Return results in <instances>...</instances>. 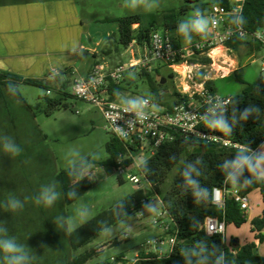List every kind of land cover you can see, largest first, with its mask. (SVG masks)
Returning a JSON list of instances; mask_svg holds the SVG:
<instances>
[{"label": "trees", "instance_id": "obj_1", "mask_svg": "<svg viewBox=\"0 0 264 264\" xmlns=\"http://www.w3.org/2000/svg\"><path fill=\"white\" fill-rule=\"evenodd\" d=\"M219 5L229 8L231 3L220 0ZM205 10V5L197 9L198 13ZM239 23L248 34L264 29V0H245ZM117 24L119 45L123 48L133 42L140 47L147 46L152 31L159 27L154 14L121 18ZM174 27H178L177 21L168 23L165 33L179 48L178 42L169 35V30ZM246 43L250 44V41L235 38L226 46L234 50ZM201 62L206 64L210 60L201 59ZM238 74L239 71L234 72L237 77ZM150 82L160 88L166 85L154 79ZM18 84L43 86V83L0 71V240H12L21 249L17 255L25 256V264H85L89 254L73 258L72 253L142 210L155 195L176 226L178 242L171 255L158 257L142 251L134 264H264V257L255 252L254 243L242 247L232 243L227 245L225 235L209 236L203 227L208 217H217L226 226L237 228L247 222V214L232 199H226L224 209L213 204L214 188L240 187L244 196L259 191L264 203V182L251 156L264 143V76L257 82L246 83L240 94L230 97L231 103L223 113L200 126L205 137L175 132L172 141L163 144L154 155L145 157L140 162L139 172L150 190L137 189L114 208L72 232L66 227L65 209L89 191V179L83 176L88 163L83 161L58 173L53 171L52 160L42 149L46 137L34 123L35 112L22 98ZM204 87L210 93L215 92L209 81ZM122 91L120 83L108 86L112 100H116ZM50 95L46 93L43 98L47 115L67 108L62 98L52 99ZM153 95L152 101L158 106L163 95L155 89ZM173 95L175 100L166 108L168 110L188 100V96L177 91ZM224 141L242 148L225 147ZM8 146L18 149V154L5 151ZM106 150L109 158L101 166L115 169L120 156L140 155L138 145L121 142L112 136ZM181 159L172 184L166 185V179ZM131 163L132 160H128L125 164ZM119 182L123 184L124 180L119 177ZM46 194H55L56 199L48 204ZM14 203L16 207H13ZM252 225L254 231L262 230L264 210ZM262 238L260 234L257 236L258 240ZM11 255L0 248V264H9ZM123 257L120 255L116 259Z\"/></svg>", "mask_w": 264, "mask_h": 264}, {"label": "rangeland", "instance_id": "obj_2", "mask_svg": "<svg viewBox=\"0 0 264 264\" xmlns=\"http://www.w3.org/2000/svg\"><path fill=\"white\" fill-rule=\"evenodd\" d=\"M228 1L230 3L235 2V0ZM219 3L220 0H87L84 7L86 14L92 19L91 21L95 22L92 32L102 39V48L115 46L118 43L117 20L133 15L148 14L157 16L158 30L162 32H165L168 23L177 21L178 27L171 28L169 35L182 45L188 46L200 39L198 31L192 27L193 24L197 21L206 22L210 20L205 13L199 17L198 7L205 5L208 9ZM183 25L187 26L185 31H181ZM228 54L237 56L240 72L238 77L232 75L225 78H214L215 92L213 94L220 97L236 96L245 89L246 83L257 82L264 76L262 69L264 67V47L258 49L245 45L237 51L231 50ZM113 57L112 60L106 61L108 66L118 62H127L129 59V55L121 58L119 56ZM203 59L207 58L204 57ZM210 62L208 71H211L212 68ZM201 63L204 65L203 62ZM164 72L149 74L143 71H126L121 82L127 93L120 95L116 102L133 109H140L144 98L154 99L153 89H155L157 92L164 90L159 105L164 108L172 105L175 100L173 93L178 90L172 88L170 79H167L168 82L163 88L153 86L150 82V79L156 80L157 76L165 75ZM202 72L207 71H204L203 68L197 72L193 71L195 73L194 82ZM196 76L198 77L196 78ZM42 83L43 86L18 84L17 88L25 102L33 108L36 115L34 123L46 137L42 142V149L50 156L53 171L58 173L80 162L87 161L88 163L83 176L89 179L90 189L65 209L66 227L69 232H72L100 213L114 208L127 197L133 195L138 188L126 176L123 177L124 183L120 184L115 168L101 166V163L109 158L106 145L111 136L105 130V121L100 111L93 105L75 98L70 85L58 90L53 83L47 81H42ZM190 87H192L191 84ZM48 89L52 92L50 98H62L63 103L67 105L66 109H57L51 115L45 113L47 104L43 98ZM181 91L178 93L186 96L198 92L194 88H190L188 91L181 88ZM154 108L160 110L158 106ZM145 157H148V154ZM182 161L183 159L168 176L165 181L166 185L172 184ZM131 175L137 176L141 181L139 189L150 190L147 181L138 169L131 172ZM158 199L156 195L152 196L146 205L148 206L155 200L160 206L159 201L161 200ZM139 213H142V217H139ZM153 217L142 211L134 212L128 218L102 232L96 240L86 247L73 252L71 257L89 254L85 264L109 262L111 258L120 255L133 259L136 252L143 251L141 248L147 241L157 238L160 234L156 228H152L150 225L149 228H139L141 224H150ZM226 228L225 237L228 243H231L236 238L234 231L238 228L233 225H228ZM137 247H140L139 250Z\"/></svg>", "mask_w": 264, "mask_h": 264}, {"label": "crops", "instance_id": "obj_3", "mask_svg": "<svg viewBox=\"0 0 264 264\" xmlns=\"http://www.w3.org/2000/svg\"><path fill=\"white\" fill-rule=\"evenodd\" d=\"M86 1L0 0V71L38 81H47L53 83L60 90L67 85L72 87L77 79L87 78L97 65L111 70L118 65L140 62L144 57V47L135 44L123 48L119 45V37L117 43L119 46H116L115 41V46L102 48V39L92 32L95 22L91 21L92 19L85 12ZM207 10L206 8L205 14ZM206 25L205 29L210 33V20L206 21ZM116 30L118 32V28ZM178 44L180 47H185L179 42ZM245 45L257 48L256 44L250 42V44H242L234 50L237 51ZM231 50L233 49L227 46H219L214 49L211 58L207 57L211 60L210 65L213 66L211 71L207 70L209 63L202 65L200 60L204 57L198 53L191 55L187 64L182 63L174 68L153 63L148 69L134 68L129 71H143L149 74H159L165 71V75L159 77L170 79L172 88H176L177 92L181 93V88L185 91L190 88L200 90L207 81L214 87V78L230 77L234 75L235 71H239L237 56L228 54ZM237 54L239 55V53ZM125 55H129L127 62H118L110 66L106 64V61L114 58L113 56L121 58ZM217 66L220 67V70ZM201 67L207 72H202L200 77L196 76L198 79L194 82L195 73L193 71L197 72L201 70L198 69ZM120 85L123 88L120 95H125L127 92L122 82ZM163 91L160 92L162 95ZM158 107L164 108L159 105ZM251 156L264 182V143L254 150ZM130 170L133 172L136 168L131 167ZM140 187L141 185L136 186L138 189ZM234 189L240 192V187ZM246 198L249 203V210L246 213L247 222L234 231L236 238L231 243L239 247L254 243L255 252L264 257V226L260 232H257L254 231L252 225L255 219L262 216L264 203L259 191H252L246 195ZM157 209H159V205L154 200L153 203L144 206L140 211L153 217L157 213ZM149 225L152 226L151 221L150 224L139 225V228H149ZM259 234L263 236L261 240L257 239ZM226 243L227 245L231 244L227 239ZM139 248L137 247V250Z\"/></svg>", "mask_w": 264, "mask_h": 264}, {"label": "built area", "instance_id": "obj_4", "mask_svg": "<svg viewBox=\"0 0 264 264\" xmlns=\"http://www.w3.org/2000/svg\"><path fill=\"white\" fill-rule=\"evenodd\" d=\"M244 2L245 0H235L229 8L219 4L208 8L206 14L210 19V33L206 29L198 32L200 39L188 46L176 48L165 32L156 29L151 33L150 43L144 47V57L140 62L122 64L111 70H106L97 65L87 78H80L74 82L72 86L73 96L93 105L100 111L105 121V130L110 136L121 142L138 145L139 157L128 154L120 156L117 160L116 171L122 180L126 176L131 183L140 186L141 181L137 176L131 175L130 170L131 167L139 170V159L143 158L144 160L146 154L148 156L154 155L163 144L173 140V133L175 132L192 137H205L200 132V126L223 113L230 105L231 98L220 97L202 87L194 95L188 96L187 101L173 105L170 110L166 108L155 109L156 104L149 98L142 100L140 109H133L111 99L108 92L109 84L120 83L126 71L134 68L148 69L153 63L174 68L182 63L187 64L189 57L197 53L202 57L211 58L214 49L219 46H226L235 38L264 47V29L248 34L239 23ZM204 13H199V17ZM135 44L136 42L131 43V45ZM262 69L264 71V67ZM190 73L189 75H191ZM50 94L51 92L47 91V95ZM182 96L186 95L183 94ZM213 140L217 141L216 139ZM223 145L242 148L229 141H224ZM128 160H132L130 165L125 164ZM227 198L238 204L243 212H248V200L238 190L233 188L213 189L212 202L218 208L224 209ZM159 203V209L151 224L160 234L157 238L147 241L141 249L146 255L153 254L158 257H166L173 253L178 242V232L174 222L162 208V202L159 201ZM139 217H142V213H139ZM203 227L209 236H224L226 232L225 222L220 221L217 217H208ZM138 258L139 252L133 259L126 257L120 260L116 257L111 258L109 264H134Z\"/></svg>", "mask_w": 264, "mask_h": 264}, {"label": "clouds", "instance_id": "obj_5", "mask_svg": "<svg viewBox=\"0 0 264 264\" xmlns=\"http://www.w3.org/2000/svg\"><path fill=\"white\" fill-rule=\"evenodd\" d=\"M206 22L205 21H197L193 24L194 30L200 32L204 31L206 28ZM187 28L186 25L181 26V31H185ZM5 151L10 152L12 154H18V149H16L13 146H8ZM56 199L55 194L53 195H45L46 203L51 204ZM17 205L14 203L13 207H16ZM0 248H2L5 252L11 253L9 264H25V256L23 255H17V253L21 252V249L18 248V246L12 241V240H0Z\"/></svg>", "mask_w": 264, "mask_h": 264}, {"label": "water", "instance_id": "obj_6", "mask_svg": "<svg viewBox=\"0 0 264 264\" xmlns=\"http://www.w3.org/2000/svg\"><path fill=\"white\" fill-rule=\"evenodd\" d=\"M156 81L159 82L161 85H165L167 82V80L165 78L161 79L159 76L156 77ZM142 161H143V158L140 159V162H142Z\"/></svg>", "mask_w": 264, "mask_h": 264}, {"label": "bare ground", "instance_id": "obj_7", "mask_svg": "<svg viewBox=\"0 0 264 264\" xmlns=\"http://www.w3.org/2000/svg\"><path fill=\"white\" fill-rule=\"evenodd\" d=\"M216 65V64H215ZM217 68L220 70V67L217 66Z\"/></svg>", "mask_w": 264, "mask_h": 264}]
</instances>
